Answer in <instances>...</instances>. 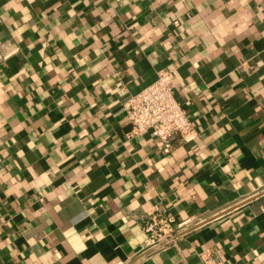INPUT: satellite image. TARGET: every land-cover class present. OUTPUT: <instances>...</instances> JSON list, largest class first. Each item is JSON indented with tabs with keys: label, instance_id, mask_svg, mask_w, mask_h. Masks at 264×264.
<instances>
[{
	"label": "crops",
	"instance_id": "0c3cea01",
	"mask_svg": "<svg viewBox=\"0 0 264 264\" xmlns=\"http://www.w3.org/2000/svg\"><path fill=\"white\" fill-rule=\"evenodd\" d=\"M173 69L169 152L123 103ZM190 224L138 258L143 213ZM264 264V0H0V264Z\"/></svg>",
	"mask_w": 264,
	"mask_h": 264
},
{
	"label": "built area",
	"instance_id": "2783aa9c",
	"mask_svg": "<svg viewBox=\"0 0 264 264\" xmlns=\"http://www.w3.org/2000/svg\"><path fill=\"white\" fill-rule=\"evenodd\" d=\"M173 89V69H161L157 71L154 82L123 103L125 115L130 122L125 140L149 133L160 140L163 152L167 153L176 136L186 139L195 131L193 120L174 98ZM189 224V219L178 221L159 205L145 210L141 227L144 239L137 252L138 258L175 245ZM198 257L201 264H227L211 249L201 250Z\"/></svg>",
	"mask_w": 264,
	"mask_h": 264
}]
</instances>
